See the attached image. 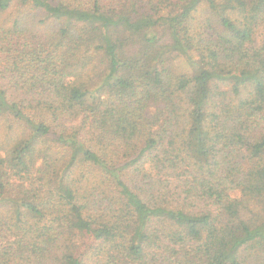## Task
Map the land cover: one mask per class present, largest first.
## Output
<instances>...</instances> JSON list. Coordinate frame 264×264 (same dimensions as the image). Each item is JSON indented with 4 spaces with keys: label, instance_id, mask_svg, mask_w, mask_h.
<instances>
[{
    "label": "trees",
    "instance_id": "16d2710c",
    "mask_svg": "<svg viewBox=\"0 0 264 264\" xmlns=\"http://www.w3.org/2000/svg\"><path fill=\"white\" fill-rule=\"evenodd\" d=\"M0 264H264V0H0Z\"/></svg>",
    "mask_w": 264,
    "mask_h": 264
}]
</instances>
